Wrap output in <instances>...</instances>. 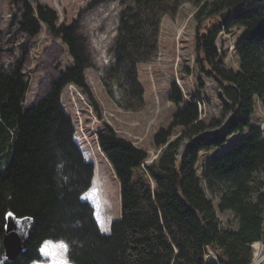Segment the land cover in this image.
Segmentation results:
<instances>
[{
  "label": "trees",
  "instance_id": "trees-1",
  "mask_svg": "<svg viewBox=\"0 0 264 264\" xmlns=\"http://www.w3.org/2000/svg\"><path fill=\"white\" fill-rule=\"evenodd\" d=\"M110 1L122 5L111 45V78L122 87L124 108L139 110L145 105V91L138 66L157 56L162 18L174 16L189 0L93 3ZM9 2L16 8L19 32L32 38L44 24L67 45L73 63L26 106L29 80L24 55L6 67L0 42V264H33L41 259L42 242L60 237L77 241L69 252L72 264H251L252 244L264 245V131L252 125L256 104L264 107V0H193L198 8L193 15L196 29H206L196 36L195 64L231 101L225 104L231 113L222 129L205 133L208 124L200 118L199 101L186 100L173 83L170 101L178 109L169 126L153 136L160 152L151 163H145V150L109 124L98 130L99 147L114 169L121 193V217L111 222L108 233L101 230L93 206L82 198L92 186L95 165L84 157L73 120L61 102L63 90L74 84L101 118L87 84L86 71L92 67L87 39L76 21L58 25L57 12L46 5ZM227 9L228 19L219 24ZM208 18L213 22L206 26ZM233 27L244 28L234 48L237 70L224 66L216 45L219 34ZM198 83L204 87L201 78ZM247 128L246 135L226 145L231 135ZM184 138L189 141L181 151ZM212 149L218 151L208 156L199 174L201 152ZM59 161L70 177L63 186L56 176ZM8 211L34 219L27 250L13 261L7 260L3 246ZM219 212H231L237 227H223ZM77 219L81 226L73 228ZM209 250L213 260L207 258Z\"/></svg>",
  "mask_w": 264,
  "mask_h": 264
},
{
  "label": "rangeland",
  "instance_id": "rangeland-1",
  "mask_svg": "<svg viewBox=\"0 0 264 264\" xmlns=\"http://www.w3.org/2000/svg\"><path fill=\"white\" fill-rule=\"evenodd\" d=\"M31 3L34 7L42 4L55 10L59 17L58 25H69L76 21L79 32L89 44L92 67L87 69L86 78L90 91L100 106L101 118L96 116L87 97L79 88V93H72L71 86H67L63 90L61 102L73 120L75 139L84 157L95 165L92 186L82 198L93 206L100 228L103 221L106 225L103 232L108 233L111 222L121 217V193L114 169L98 144L97 132L102 125L109 124L120 136L145 150L148 155L145 163L149 164L160 152V148L154 145L153 136L159 129L169 126L178 109L170 101V88L173 83L180 87L186 100L199 101L200 118L208 124L204 131L208 134L225 126L231 113L230 109H225V104L230 105L231 101L220 84L208 79L195 64L196 36L203 34L206 29H196L197 23L193 15L198 8L193 0L186 1L174 16L166 15L162 18L157 56L151 63H140L138 66L139 82L145 91V105L139 110L124 108L122 87L111 78V45L122 9L120 2L110 1L95 5L93 0H31ZM15 11L16 8L9 0H0V42L4 50L2 61L9 67L10 63L18 62L24 55V72L29 80L25 105L30 106L46 92L52 78L72 65L73 59L67 45L61 39L53 37L44 24L39 34L32 38L19 32L14 22ZM212 22L208 18L203 24L209 26ZM243 32L244 28L233 27L229 31H222L216 40L226 68L239 69L234 48ZM198 78L203 81V88H200ZM107 84H110V88ZM252 125L264 131V107L260 102L256 104ZM181 131L179 128L176 133L180 134ZM248 132L249 128L242 134L231 135L226 145L236 143ZM188 141V138L181 141V151ZM217 151L218 149H212L201 152L197 163L199 174L208 156ZM261 180H264L263 174ZM216 202L215 200L217 207ZM218 216L223 227H237V221L231 212H219ZM252 248L254 257L251 264L256 255L262 259L259 264H264L263 243H253ZM212 255L214 256L209 250L207 258L213 260ZM41 260L42 257L33 264H41Z\"/></svg>",
  "mask_w": 264,
  "mask_h": 264
},
{
  "label": "water",
  "instance_id": "water-1",
  "mask_svg": "<svg viewBox=\"0 0 264 264\" xmlns=\"http://www.w3.org/2000/svg\"><path fill=\"white\" fill-rule=\"evenodd\" d=\"M230 9L220 14L219 24L224 23L229 15ZM6 213V223L3 234V246L7 260L13 261L21 253H25L34 230V219L31 216L18 217L9 216Z\"/></svg>",
  "mask_w": 264,
  "mask_h": 264
},
{
  "label": "clouds",
  "instance_id": "clouds-1",
  "mask_svg": "<svg viewBox=\"0 0 264 264\" xmlns=\"http://www.w3.org/2000/svg\"><path fill=\"white\" fill-rule=\"evenodd\" d=\"M65 165L63 161H59L56 164V176L58 183L61 186L67 184L69 182L70 177L65 172ZM73 228L80 227L81 221L79 219L75 220L72 225ZM106 229H102L104 231ZM77 241L75 240H68L67 238L60 237V238H48L42 242L41 249L45 248V245H49V250L53 251L54 255L46 256L43 251H41V264H72V260L69 256V252L73 245H75ZM66 246V251L64 247L53 248L51 246Z\"/></svg>",
  "mask_w": 264,
  "mask_h": 264
},
{
  "label": "snow or ice",
  "instance_id": "snow-or-ice-1",
  "mask_svg": "<svg viewBox=\"0 0 264 264\" xmlns=\"http://www.w3.org/2000/svg\"><path fill=\"white\" fill-rule=\"evenodd\" d=\"M8 215L11 217L14 214L13 213H8ZM101 228L102 229H106V225H104L103 221H101ZM49 247H50L49 245H45V248L41 249V251H43L46 256L56 254L53 251L49 250ZM51 247H53V248L64 247L65 248V251L67 250L66 249V246H63V245H60V246H51Z\"/></svg>",
  "mask_w": 264,
  "mask_h": 264
},
{
  "label": "bare ground",
  "instance_id": "bare-ground-1",
  "mask_svg": "<svg viewBox=\"0 0 264 264\" xmlns=\"http://www.w3.org/2000/svg\"><path fill=\"white\" fill-rule=\"evenodd\" d=\"M255 246L258 247V244H256ZM213 257L214 256L212 255V258ZM261 261H262V259L259 256L256 255L253 264H259Z\"/></svg>",
  "mask_w": 264,
  "mask_h": 264
}]
</instances>
